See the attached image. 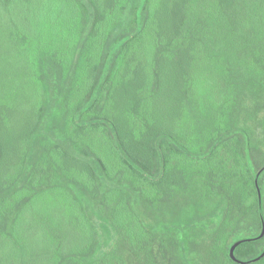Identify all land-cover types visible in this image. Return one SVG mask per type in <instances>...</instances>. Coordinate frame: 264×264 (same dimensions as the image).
<instances>
[{"label":"rangeland","instance_id":"374dc122","mask_svg":"<svg viewBox=\"0 0 264 264\" xmlns=\"http://www.w3.org/2000/svg\"><path fill=\"white\" fill-rule=\"evenodd\" d=\"M131 4L130 0H0V264H99L100 226L90 208L94 204L104 205L108 216L125 230L128 264H182L165 244V234L149 227L156 218L168 220L191 199L203 201L215 191L221 193L227 169L241 164L243 152L252 169V163L262 166L256 177L264 173V86L258 83L248 85L255 94L247 107L223 115L209 108L205 117L190 118L192 148L135 135L125 140L127 154L133 156L128 161L114 128L102 119L103 112L112 97L136 78L153 49L157 28L150 42L145 35L141 46L134 48L122 76L111 78L112 88H107L102 101L97 93L95 114L81 119L79 113L74 118L71 113L79 98L87 95V85L99 80V67L102 82L134 36L129 35L128 20L137 7ZM162 5L163 1L160 10ZM116 7L117 17L123 16L111 27ZM65 96L70 104L61 113ZM236 121L255 138L250 147L241 131L228 132L227 126ZM31 147L37 152L25 162ZM183 156L195 170L183 168L178 160ZM60 177L82 185L90 204L63 210L55 185ZM12 186V196L5 197ZM259 201L262 206L264 182ZM234 209L238 221L244 211ZM234 229L210 230L203 245L191 246L189 264H232L231 249L244 232L228 239L227 247L225 236ZM253 229V234L264 237V212L262 229L257 223L246 230ZM258 248L264 251L263 243Z\"/></svg>","mask_w":264,"mask_h":264},{"label":"trees","instance_id":"16d2710c","mask_svg":"<svg viewBox=\"0 0 264 264\" xmlns=\"http://www.w3.org/2000/svg\"><path fill=\"white\" fill-rule=\"evenodd\" d=\"M130 1L132 7H137L128 20V29L132 31L129 35L134 36L128 38L102 82L99 67V84L96 80L87 85V95L79 98L80 104L71 114L75 118L82 113L81 119L85 114L94 115L92 108L95 109L99 101L97 93L102 101L107 88H112L111 78L115 76L113 80H116L122 76L134 48L141 46L145 35L147 43L150 42L157 28L153 49L136 78L112 97L103 112L102 119L112 125L121 151L131 162L133 156L127 154L125 145L128 137L148 134L154 143L159 139L161 144L171 140L176 145L192 148L194 137L188 127L190 118H200L204 114L205 117L206 113H211L207 111L209 108L223 115L247 107L255 94L248 85L258 83L264 86V0H141L139 6L140 0ZM118 9H112L111 27L122 20L123 13L117 17L115 10ZM156 21L159 22L157 26ZM67 98L69 96L62 101L61 113L70 104ZM208 121L205 119L206 124ZM227 127L228 132L241 131L248 147L253 145L255 138L247 127L239 126L237 121ZM36 152L37 147H31L24 161L30 162ZM178 160L184 169L195 170L190 159L183 156ZM238 160L241 164L237 168L230 166L227 169L221 193L215 191L203 201L191 199L177 213L169 214L168 220L156 218V224L149 226L165 234V244L174 259L182 264H189L191 246L203 245L210 230L229 228L235 229L233 234L225 236L227 247L228 239L232 241L237 233L244 231L235 250L237 258L233 260L230 256L229 261L232 264H264V251L260 252L258 248L261 243L264 247V237L260 233L253 234L255 229L246 230L248 226L256 228L257 223L262 229L264 203L260 206L259 195L264 173L256 177L262 166L252 163V169L244 152ZM127 163L133 169L132 164ZM55 185L63 210L90 204L85 188L77 182L60 177ZM9 189L11 192L4 193L5 197L12 196L13 186ZM235 207L244 211L238 221L233 214ZM90 208L92 217L100 226L97 263H130L125 230L108 216L104 205L97 207L94 204ZM244 223L246 226L242 227Z\"/></svg>","mask_w":264,"mask_h":264},{"label":"water","instance_id":"95a60500","mask_svg":"<svg viewBox=\"0 0 264 264\" xmlns=\"http://www.w3.org/2000/svg\"><path fill=\"white\" fill-rule=\"evenodd\" d=\"M239 244H240V242L236 243V244L232 247V249H231L230 256H231V258H232L233 260L236 259V258H235V250H236V248L238 247Z\"/></svg>","mask_w":264,"mask_h":264}]
</instances>
